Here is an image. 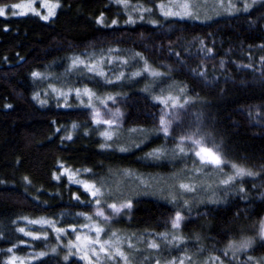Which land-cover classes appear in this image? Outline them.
Here are the masks:
<instances>
[{
	"label": "trees",
	"instance_id": "trees-1",
	"mask_svg": "<svg viewBox=\"0 0 264 264\" xmlns=\"http://www.w3.org/2000/svg\"><path fill=\"white\" fill-rule=\"evenodd\" d=\"M25 1L0 0V264H84L69 245L96 208L86 184L170 173L182 161L148 155L192 145L217 154L228 189L189 213L151 195L117 202L103 211L109 229L175 231L187 253L262 263L264 0L154 23L129 22L125 5L155 15L166 0H43L55 3L49 17L13 8ZM166 87L183 93L163 130L158 95ZM81 90L115 108L116 119H95ZM106 126L148 136L119 147L104 141Z\"/></svg>",
	"mask_w": 264,
	"mask_h": 264
},
{
	"label": "rangeland",
	"instance_id": "rangeland-1",
	"mask_svg": "<svg viewBox=\"0 0 264 264\" xmlns=\"http://www.w3.org/2000/svg\"><path fill=\"white\" fill-rule=\"evenodd\" d=\"M237 2L232 0H166L155 6L156 14L148 8H139L134 4H126L129 22L153 21L154 16H173L179 18L208 19L220 14L232 13ZM21 13H39L43 11L46 17L51 16L55 3L50 1H25L15 4ZM138 8V9H137ZM43 17V16H42ZM43 17V18H46ZM156 18V17H155ZM182 88L162 89L158 99L162 104V129H168L172 122L169 116L174 115L175 108L181 103ZM81 95L87 100L85 105L92 108L95 119H116L117 110L112 106H104V100L98 99L89 90H81ZM120 124V123H118ZM122 130V126L117 128ZM113 131L105 127L102 137L108 144L115 141L116 145L129 140L132 147L146 141L140 129L132 128L126 131ZM123 139V140H121ZM176 148V147H174ZM159 149L148 156L151 160L165 161L169 165L182 161L178 169L170 173H137L125 172L120 178L101 180L100 186L86 184L95 197L96 208L94 214L87 218L82 229L78 231L69 247L72 254L83 259L85 264H225L221 259L211 255L202 257L199 254L187 253L181 246L184 242L180 235L173 231L165 233H129L118 229H109L111 222L103 211H116L117 202H124L132 197L151 195L175 203L181 211L189 213L190 208L198 207L203 202L215 200L222 190H227L231 184V177L222 172L220 158L212 150L192 145L188 150ZM181 159V160H180ZM187 159L195 164L188 168ZM113 179V180H112ZM231 181V182H230ZM224 193V192H223ZM176 218H173V221ZM259 231L264 237V220L259 223ZM246 236L240 237V242ZM264 260V256L262 257ZM260 264H264V261Z\"/></svg>",
	"mask_w": 264,
	"mask_h": 264
},
{
	"label": "bare ground",
	"instance_id": "bare-ground-1",
	"mask_svg": "<svg viewBox=\"0 0 264 264\" xmlns=\"http://www.w3.org/2000/svg\"><path fill=\"white\" fill-rule=\"evenodd\" d=\"M84 262V261H83ZM84 264H85V262H84Z\"/></svg>",
	"mask_w": 264,
	"mask_h": 264
}]
</instances>
